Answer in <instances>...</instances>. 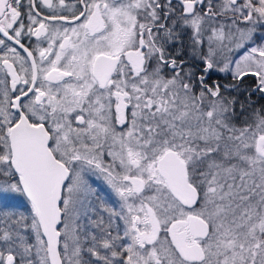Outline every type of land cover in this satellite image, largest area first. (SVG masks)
Returning a JSON list of instances; mask_svg holds the SVG:
<instances>
[{
  "label": "snow or ice",
  "instance_id": "1",
  "mask_svg": "<svg viewBox=\"0 0 264 264\" xmlns=\"http://www.w3.org/2000/svg\"><path fill=\"white\" fill-rule=\"evenodd\" d=\"M0 49V264H264V105L212 78L264 94V0H0Z\"/></svg>",
  "mask_w": 264,
  "mask_h": 264
},
{
  "label": "trees",
  "instance_id": "2",
  "mask_svg": "<svg viewBox=\"0 0 264 264\" xmlns=\"http://www.w3.org/2000/svg\"><path fill=\"white\" fill-rule=\"evenodd\" d=\"M185 48L183 50V54L181 57L182 59H185L188 65H191L193 70L199 73L201 71V68L199 67L200 63L197 60H193L191 58V51L187 47V37H185ZM212 78L214 80H217L221 84L225 83H236L239 86V92H233V95L237 96L239 100L241 101H248L249 94L251 95V104L255 108H259L262 105H264V99H262V95L254 91L256 86V79L252 76H246L241 81H232V78L229 77H222L221 75L212 73ZM247 108V105H246ZM247 110L250 112L251 108H247ZM237 123H240V121H237Z\"/></svg>",
  "mask_w": 264,
  "mask_h": 264
},
{
  "label": "rangeland",
  "instance_id": "3",
  "mask_svg": "<svg viewBox=\"0 0 264 264\" xmlns=\"http://www.w3.org/2000/svg\"><path fill=\"white\" fill-rule=\"evenodd\" d=\"M214 73L221 75L222 77H227V78L231 77V75L227 73H219V72H214ZM88 179H89V183L92 185V188L95 190L96 193H98L99 197L109 207H113V206L118 207V201L116 197L111 192V190L104 184L102 179L98 178L95 175L89 176ZM91 199L93 200L94 204L97 205V211H99V207H98L99 202L96 201L95 196L91 197ZM14 210L17 212H23L25 215H30V207L23 198H19L15 202ZM27 236H28V242L34 243V237L30 231L27 233Z\"/></svg>",
  "mask_w": 264,
  "mask_h": 264
},
{
  "label": "flooded vegetation",
  "instance_id": "4",
  "mask_svg": "<svg viewBox=\"0 0 264 264\" xmlns=\"http://www.w3.org/2000/svg\"><path fill=\"white\" fill-rule=\"evenodd\" d=\"M72 2H74V0H72ZM173 3L174 4H177L179 3V0H173ZM177 12H179V8H177ZM65 14H68V13H65ZM24 43L26 44V46H30V45H34L35 44V40L34 38H32L31 40H29L28 38H25L24 39ZM17 50L19 52H21L22 55H25L21 49L17 48ZM0 54H3V49H0ZM103 215L106 217L107 214L106 213H103ZM121 227H122V224H121Z\"/></svg>",
  "mask_w": 264,
  "mask_h": 264
}]
</instances>
